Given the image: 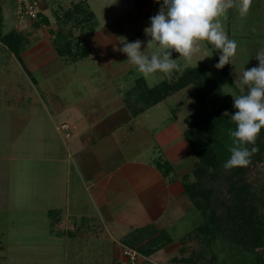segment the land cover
<instances>
[{
	"label": "rangeland",
	"instance_id": "1",
	"mask_svg": "<svg viewBox=\"0 0 264 264\" xmlns=\"http://www.w3.org/2000/svg\"><path fill=\"white\" fill-rule=\"evenodd\" d=\"M106 1L108 0H87L91 10L95 11L94 24L91 23L92 17L84 20L82 18L84 13L73 8L77 0H42L41 14L45 15L49 25L46 27L37 21L17 18L14 0H0L1 33L19 30L21 40H24L21 42L22 46L24 43L23 47L27 40H30V46L48 41L44 46L31 52L27 60L31 63L27 65L23 58L16 59L18 58L16 55L14 60L9 58L11 56L8 49L0 42V264H116V259L121 257L124 248L133 249L128 243L117 245L113 231L108 229L105 231L101 219L88 217L97 214L92 207L90 194L81 188L87 177L72 161L71 155L66 158L65 169H62L61 174L58 171L62 164L51 162L53 158L65 157V146L73 153L69 144L78 137V134L74 129L70 137H67L70 134V125H75L71 111L83 115L82 110L90 108L95 110L94 114L99 117L108 116V113H104L111 110L112 115L116 117L114 120L123 114L133 116L132 112L137 113L138 108L141 109L138 101L144 86L161 83L165 85V81L171 82L183 70L202 63L208 65L209 75L218 71L215 67L216 58H219L221 53L207 42L202 43L201 52L194 54L190 60L173 51L171 58L177 61L179 67L172 72L145 75L138 71L137 67L127 60V54L119 50L123 47L119 38L124 37L127 42L140 40L141 51L149 57L153 53H158L159 46L150 42L151 36L144 31L151 26L150 17L154 14L149 11V14L141 12L140 8H143L144 4L138 0H126L125 3L113 0L109 2L110 4ZM131 1L139 5L131 6L133 4ZM85 4L86 2L80 5ZM221 23L228 38L237 41L238 44L231 64H226L232 82L225 83L208 94L203 99L201 108H215L227 104L229 113L235 114L238 109L233 106L232 95L247 94L248 87L240 83L242 73L258 66L257 53L264 49V0H252L249 13L243 17L239 14L238 8L229 9L226 16L221 17ZM58 34L62 39L69 41L72 51L85 41L91 45L90 35L97 39L105 36L104 43L109 45L106 58L112 59L111 65L120 69H130L129 73L123 70L119 74L118 84L109 83L110 91L96 96L97 99L110 97L111 102L108 105L100 107L97 100L96 103L92 102L96 107H91L89 101L91 98L96 99L93 90H90L97 83L94 82L95 76L92 75V78L90 76V73H97L95 53L91 54L93 57L89 55L91 58L82 59L81 64H76L78 73L64 71L59 57L67 53L57 55L54 52H58L56 47L59 44L56 42L57 37L53 35ZM112 36L117 42L113 43L115 40L110 42L108 37L112 39ZM93 47L95 50L102 48L98 42L96 45L93 44ZM204 49H212V56L203 59ZM24 67L27 71L21 70ZM5 68H8L9 72L4 73ZM81 76L85 79L83 85L75 84V78ZM193 94V85L188 84L166 95L145 113L159 116L175 115L177 121L174 125L185 127L181 119L198 106ZM80 96L84 98L80 102L81 105H73L72 103L81 99ZM114 120L100 122L97 131L100 133L109 131ZM61 124H67V136L60 128ZM202 124L198 122V130H201ZM97 137L98 135L91 131L80 138L85 140L84 146L87 149L94 147L92 141L97 140ZM184 142L187 145V142ZM116 158V153L106 155V161L112 164ZM99 161L97 160V163ZM196 161L194 150L190 147V152L176 158L172 164L176 174L184 173L186 174L184 177L193 181L191 178L195 176L192 174V167ZM262 163L263 161L248 166L242 174V181L239 182L236 175L230 178L217 175L206 177L204 186L212 189L209 195L211 200L219 198L228 202L232 196L228 182L236 180L238 185L241 182L249 185L248 201L256 206V212L264 213ZM44 178L45 182L42 180ZM24 189L27 193H24ZM52 189L58 191L61 196L55 193L51 199ZM59 199L61 202L55 206ZM67 207L69 211L66 210ZM185 207L183 216L162 219V226L165 229L157 226L152 232L142 235L147 238L156 230L162 232L159 233L156 242L151 243L152 248H148L153 249L155 253L147 261L138 251L140 261L137 264H234L232 249L229 250L222 235L227 231L228 222L224 220L220 222L215 241L208 244L201 239V233L198 231L203 220L199 211L192 203ZM50 209L56 210L58 217L63 212L69 214L71 222L79 226L80 232L75 238L70 239L69 234L57 233L55 213L49 212ZM215 210L220 217H224L225 213L223 214L221 206L215 205ZM100 228L102 230L98 232Z\"/></svg>",
	"mask_w": 264,
	"mask_h": 264
},
{
	"label": "crops",
	"instance_id": "2",
	"mask_svg": "<svg viewBox=\"0 0 264 264\" xmlns=\"http://www.w3.org/2000/svg\"><path fill=\"white\" fill-rule=\"evenodd\" d=\"M111 1L113 0H108L106 3ZM118 1L121 3L127 2L126 0ZM138 5L139 4L137 3L131 4V6L136 7ZM82 6L85 10L84 17L87 18V20L90 19L87 14V11H90L92 15L91 23L96 24V18L94 15L95 11L91 10L87 0L86 4ZM140 10L141 12H144V14H149L150 12L145 4ZM46 25H48V22ZM14 30L19 31L16 29ZM92 30L93 29H91V31ZM28 36L29 33L27 37ZM89 37L92 40L91 45L84 40L85 45L89 49V52L85 56L75 59L67 58V56H60L59 60L61 68L64 71L67 72L69 70L70 73L74 74L77 70L76 64H81L82 59L91 58L89 55L95 53V59L97 60L95 65L97 69L95 67L91 68H95L97 73H90V76L92 78V75H94V82L97 83L94 85L95 87L90 88V90H93L96 98L97 95H100L101 93L104 94L105 91H110V82L114 85L119 83L117 82L118 76L123 70H125L126 73L131 71L130 69H120V67L116 68L111 65L112 59L106 58L109 45L104 43L103 38H105V36H101L99 39L92 35ZM108 38L111 43L115 40L113 36L112 39L110 37ZM26 42L29 47L25 44V47L19 52L17 56L18 58H16L14 53L8 50V53L11 56L9 58H12L13 60L15 58H23L26 61L25 65L30 64L31 62L28 63L27 60L31 55V52L34 49L36 50L44 46L48 41H41L32 46H30V40H27ZM97 42L100 43L102 47L99 50H95L93 47V44L96 45ZM101 42H103V44ZM115 42H117V40L113 43ZM54 52L58 55L56 51ZM21 70L27 71L25 70V67ZM7 72H9V69L5 68L4 73ZM134 79L135 78H133V80ZM75 81V84L81 85L85 79L81 76L76 77ZM146 87L151 86L147 85ZM81 97L82 96H80V98ZM83 100L84 98L78 99L72 104H80ZM97 100V104L100 107H105L111 102L110 97L106 99L91 98L89 99L91 107H96V104H93L92 102L96 103ZM156 103L149 105L147 108L138 109V114L132 112L134 113L133 116L123 114V116L118 117L117 120H114L116 117L112 115L110 112L111 110H107V112L104 113H108V116L99 117L94 114L95 110H91L90 108H85L86 110L83 109V115L79 112L71 111L75 125H70L71 130L67 137H70L71 131L74 129L77 130L78 134V137L69 144L73 153H71L68 147L65 146V157L61 155L62 157L53 158V160L51 159V162L54 161L55 163L62 164L58 171V173L61 174L63 172L62 169H65V163L67 162L66 158H68L69 154L71 155L72 161L87 177L86 181L83 182L81 180L83 184L85 183V185L81 184V188L83 187L90 194L92 207L94 208L95 214H97L96 216L88 217H97L101 219L105 231L106 229L111 232L113 231L117 245H126L133 239H135V242H138L137 245H140L148 238L142 236L144 233L152 232L157 226L165 229V227L162 226L163 218L181 217L184 215L186 209L185 206H190V201L181 185V179L185 174H176L174 170L175 168L172 164L176 158H180V156H183L188 151L190 152L188 143L187 146L184 142L186 141L183 136L184 126L174 125L177 121L175 115L159 116L146 114L145 112ZM105 120H114V124L113 126H110L109 131L100 133L97 131V128H99L98 124ZM181 120V122H183L184 117ZM56 128L57 126L54 129ZM91 131L98 135V139L92 141L93 148L87 147L86 149L84 146L85 140H81L80 137ZM61 153L63 154L62 150ZM111 153L117 154V158L113 160L115 161L113 164L106 161V155ZM29 157H26V159L29 160ZM97 160H100L99 163H97ZM42 180L45 182V178ZM52 192L53 193L50 195L51 199L55 193L59 194L55 189H52ZM24 193H27L25 189ZM60 196L61 195L59 194V197ZM186 201L188 203H186ZM59 202H61V199L57 200L55 206ZM50 203H52V201H50ZM66 210L69 211L70 209L67 207ZM49 212L55 213V225L58 227L57 233L69 234L70 239H72L75 238L78 232H80L78 231L79 226H75L74 222H71L69 214L63 212V214L58 217L56 210L53 211V209H50ZM86 229H88V227ZM101 230V228L98 229V232ZM83 234L86 235V233ZM117 248L119 249L118 246ZM154 253L155 252L148 256L143 255V258L148 261L149 257ZM114 256L115 254L112 255V258ZM139 261L140 257L138 262Z\"/></svg>",
	"mask_w": 264,
	"mask_h": 264
},
{
	"label": "trees",
	"instance_id": "3",
	"mask_svg": "<svg viewBox=\"0 0 264 264\" xmlns=\"http://www.w3.org/2000/svg\"><path fill=\"white\" fill-rule=\"evenodd\" d=\"M85 2L86 0H77V3L73 4V8H76L77 12L81 10L85 14L83 6L80 5ZM87 12L89 17H91L90 11ZM82 18L87 20L84 15ZM36 21L43 25L47 24L45 15L41 13L39 14V19L33 22ZM21 36L15 30H9L5 33H1L0 30V42L16 56H18L24 46V43L23 46L21 44V42H24V40H21ZM54 37L58 39V41L56 40L57 44H59L56 47L58 54L67 53L64 55L75 59L85 56L89 52L85 43L79 44L76 50L72 51L68 40L62 39L60 34L54 35ZM61 39L64 41L62 42ZM216 59L218 63L219 58ZM208 72V65L202 63L183 70L171 82L165 81V85L161 83L151 87L144 86L145 88L140 92L138 106L141 105V109L146 108L148 104L152 105L166 95L188 84L193 85V96L198 106L184 117L183 136L188 145L194 150L197 159L192 167V174L195 176V180L189 181L183 176L181 185L190 203L199 211L203 219L198 229L201 233V239L208 244L213 243L217 236L219 224L224 220L228 222L227 231L222 233L221 229V233L228 244L229 250L232 249L234 264H264V213L256 212V206H253L248 201V197H250L249 185L243 182L239 185L236 184L237 181H242V174L248 166L231 169L224 168V164L231 155L228 148L234 146L229 130L235 131L237 126L231 121L230 117L223 116L225 111L229 113L227 104L215 108H201L203 99L208 94L225 83H231L232 80L226 65L212 75H209ZM138 109L140 110V107ZM199 121L203 123L201 130H198L197 127ZM255 146L259 148V151L252 156L249 166L262 161V164H264V128H261ZM247 147L250 149L253 145H247ZM214 175L225 178L236 175L237 181L230 180L228 182L229 191L232 193L228 202L219 198H217L218 200H211L209 195H211L212 189L204 186V183H206V177H213ZM215 205H219L221 210L223 209V214L225 213L223 218L216 212ZM159 233L161 234L162 232L160 230L156 231L140 245H137L138 242H135V239L128 244L133 249L135 248L134 250H137V252L139 251L143 255L148 256L154 252L153 249L148 248H152L153 245L151 243L156 242Z\"/></svg>",
	"mask_w": 264,
	"mask_h": 264
},
{
	"label": "clouds",
	"instance_id": "4",
	"mask_svg": "<svg viewBox=\"0 0 264 264\" xmlns=\"http://www.w3.org/2000/svg\"><path fill=\"white\" fill-rule=\"evenodd\" d=\"M251 5L252 0H163L158 13L150 17L151 26L144 29L151 36L150 42L157 44L160 51L149 57L141 51L140 40L127 42L124 37L119 38L123 45L119 50L127 54V60L138 71L148 75L178 69L177 61L171 58L173 51L190 60L201 52L202 43L207 42L220 51L215 67L222 69L231 64L238 44L228 38L221 17L232 8H238L239 14L246 16ZM212 54V49H204L203 59ZM256 59L258 66L242 73L240 83L248 87L247 94L232 95L233 106L238 111L231 115L227 111L223 113L237 126L235 131L229 130L234 146L228 148L231 155L224 164L225 169L249 166L252 156L259 151L255 144L261 128H264V49L257 53ZM247 145L253 147L249 149ZM191 179L194 181L195 178Z\"/></svg>",
	"mask_w": 264,
	"mask_h": 264
},
{
	"label": "built area",
	"instance_id": "5",
	"mask_svg": "<svg viewBox=\"0 0 264 264\" xmlns=\"http://www.w3.org/2000/svg\"><path fill=\"white\" fill-rule=\"evenodd\" d=\"M85 1V0H79ZM143 2L148 10L154 15L158 13L163 4V0H138ZM14 12L19 19H29L31 21L39 19V14L41 13L42 0H14ZM61 130L64 131V135H68L67 124H61ZM139 253L131 248H124L121 252V257L116 259V264H137L139 260Z\"/></svg>",
	"mask_w": 264,
	"mask_h": 264
}]
</instances>
